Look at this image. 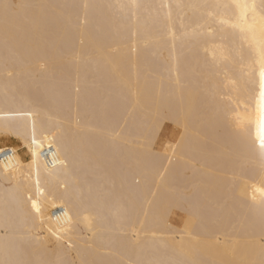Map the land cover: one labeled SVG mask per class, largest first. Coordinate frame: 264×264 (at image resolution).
I'll return each instance as SVG.
<instances>
[{
	"label": "bare ground",
	"instance_id": "1",
	"mask_svg": "<svg viewBox=\"0 0 264 264\" xmlns=\"http://www.w3.org/2000/svg\"><path fill=\"white\" fill-rule=\"evenodd\" d=\"M2 3L50 7L21 10L7 32L0 9V152L11 151L0 159V259L5 240L8 258L51 264L109 251L113 262L259 258V54L231 24L236 3L261 0ZM131 3L135 15L119 7ZM203 4L227 5L229 23Z\"/></svg>",
	"mask_w": 264,
	"mask_h": 264
},
{
	"label": "snow or ice",
	"instance_id": "2",
	"mask_svg": "<svg viewBox=\"0 0 264 264\" xmlns=\"http://www.w3.org/2000/svg\"><path fill=\"white\" fill-rule=\"evenodd\" d=\"M43 8V7H50L47 5H33V4H15V3H2L0 4V9H3V24L5 27V30L7 32V29L9 25L12 23V21L15 19V17L19 14L21 10H28L33 8ZM90 7V5H83V8L87 10ZM120 8L124 9L127 8L129 12L132 15H135L134 10H138L141 5H138L136 3H131L127 5H119ZM178 7H181L178 5ZM194 7L202 8L205 10L206 16L213 22H218L220 25H226L229 23L228 20L224 19L220 13L219 9L223 7H228L227 5H221V4H203V5H195ZM235 7L240 9V17L239 21L237 23L231 24L232 28H239L240 32L244 35V38L249 41L250 45L255 48L256 51H258L259 54V65H260V71H259V78H260V93H259V106H258V114H257V124H258V150L261 156L262 161H264V0H261V3L259 5L256 4H247V3H236ZM257 8H259V13H257ZM249 16H251L252 20L249 22ZM219 18V19H218ZM85 24L87 23V12H85V18L83 21ZM81 43L83 44V40H81ZM42 68H44V65H41ZM7 71V70H6ZM7 75L9 77L13 76V72L7 71ZM177 83H179V78H177ZM75 91L77 94L80 93V87L77 86L75 88ZM80 121L77 119V126H79ZM37 135H36V128L35 124L33 123V129H32V144L35 145L37 143ZM44 139H47V137H44ZM33 156H36V153L33 152ZM55 159H58L56 157ZM35 163V160L33 161ZM5 171H7V167L5 168ZM36 188L37 191H40V180H39V173H37V180H36ZM258 194V195H257ZM252 199L254 202L257 203L260 211L261 216V236L258 243V249H259V258H252L240 261L239 264H264V181L261 182L260 187L254 188ZM28 200L31 201V208L35 210V213L40 214L41 213V207L37 203L35 199H33L31 196H28ZM87 219V217L85 218ZM51 231V229H49ZM67 232V229H65ZM53 235H56L57 240H62L63 237L61 235H57L56 233H53ZM153 237H155V233L152 234ZM178 243L181 246V250L184 249V240L183 238L178 241ZM68 248H72L73 245L71 243L67 244ZM136 247L143 252V245L140 242L139 236L136 237ZM7 241L5 240V258L0 259V264H51V262L48 261H32L29 259H11L7 256ZM104 255H112V253L106 252L103 255L99 256L98 258L92 259L90 261H85L83 264H198V262H188V261H180V260H165V259H159V260H146L142 258H137L136 260H119V261H109L104 259ZM56 264H62V262H56ZM212 264H215V262H212Z\"/></svg>",
	"mask_w": 264,
	"mask_h": 264
},
{
	"label": "built area",
	"instance_id": "3",
	"mask_svg": "<svg viewBox=\"0 0 264 264\" xmlns=\"http://www.w3.org/2000/svg\"><path fill=\"white\" fill-rule=\"evenodd\" d=\"M11 155V151L9 149H4L0 152V159L5 160L8 156ZM44 161L49 165L53 166L56 164V159L54 157V153L52 149H48L44 154Z\"/></svg>",
	"mask_w": 264,
	"mask_h": 264
},
{
	"label": "rangeland",
	"instance_id": "4",
	"mask_svg": "<svg viewBox=\"0 0 264 264\" xmlns=\"http://www.w3.org/2000/svg\"><path fill=\"white\" fill-rule=\"evenodd\" d=\"M172 129H173V126L172 124L170 123H165L164 126H163V129H162V137L165 138V137H169L171 132H172Z\"/></svg>",
	"mask_w": 264,
	"mask_h": 264
}]
</instances>
